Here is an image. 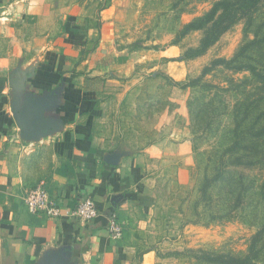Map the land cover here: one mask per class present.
I'll use <instances>...</instances> for the list:
<instances>
[{"label":"rangeland","instance_id":"374dc122","mask_svg":"<svg viewBox=\"0 0 264 264\" xmlns=\"http://www.w3.org/2000/svg\"><path fill=\"white\" fill-rule=\"evenodd\" d=\"M221 1L89 0L115 52L95 79L93 130L106 152L144 157L133 235L159 264H264V0L189 57Z\"/></svg>","mask_w":264,"mask_h":264},{"label":"crops","instance_id":"0c3cea01","mask_svg":"<svg viewBox=\"0 0 264 264\" xmlns=\"http://www.w3.org/2000/svg\"><path fill=\"white\" fill-rule=\"evenodd\" d=\"M91 7L0 0V264L160 263L140 256L133 235L150 196L143 155L106 152L93 130L95 79L115 52L110 24L97 28ZM39 183L64 212L91 198L98 217L32 215L25 198Z\"/></svg>","mask_w":264,"mask_h":264},{"label":"built area","instance_id":"2783aa9c","mask_svg":"<svg viewBox=\"0 0 264 264\" xmlns=\"http://www.w3.org/2000/svg\"><path fill=\"white\" fill-rule=\"evenodd\" d=\"M25 203L32 215L53 220L67 218L81 223H90L99 215V210L91 198H82L73 208H69L68 212H64L61 206L52 200L49 191L44 187L29 192ZM108 231L110 236L116 239L123 235V227L115 214L110 218Z\"/></svg>","mask_w":264,"mask_h":264},{"label":"trees","instance_id":"16d2710c","mask_svg":"<svg viewBox=\"0 0 264 264\" xmlns=\"http://www.w3.org/2000/svg\"><path fill=\"white\" fill-rule=\"evenodd\" d=\"M258 1L259 0H224L216 4L213 11L204 20V24H209L211 25V27L208 28L209 30L206 32V35L202 39L200 47L198 49L189 51V57H198L204 54L206 50H208L210 46L213 45V43L218 39V37L227 32L236 23L238 17H243L249 11L254 9ZM245 49L246 48L244 47L241 52L245 51ZM241 54L243 53H239L231 61L216 60L214 61L213 66H217L218 63H224L227 66H232L236 64L239 59V56H242ZM210 71V68H208L206 70V74H208ZM195 83H198L197 80L195 81Z\"/></svg>","mask_w":264,"mask_h":264}]
</instances>
